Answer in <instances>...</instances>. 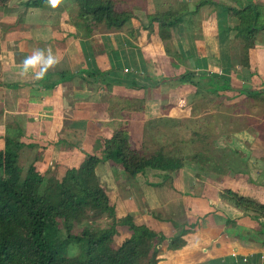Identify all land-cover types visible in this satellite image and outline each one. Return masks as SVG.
<instances>
[{"label": "crops", "instance_id": "1", "mask_svg": "<svg viewBox=\"0 0 264 264\" xmlns=\"http://www.w3.org/2000/svg\"><path fill=\"white\" fill-rule=\"evenodd\" d=\"M2 1L0 0V148L7 131H14L19 127L20 141L33 145L23 146L19 158L25 159L29 164L34 160V154L40 152L35 160L36 168L44 171L50 169L57 178L66 168L77 166L85 153L97 154L98 145H94L99 143L101 137L109 134L106 126L114 120L127 121L126 134L135 146H139L142 140L143 124L151 120L150 125H154L156 132L181 128L177 125L182 122L186 124L187 119L194 120L205 115L218 121L224 117V113L218 109H210L211 103L222 101L233 106V109L240 108L244 102L243 95L238 90L253 87L251 84L255 73H261L259 69L264 71V48L261 47L260 52L255 47L262 60L260 65L257 55L252 56L255 50L253 47L251 55L249 50L248 57L252 58L247 60L248 71L245 76L249 80L244 79L240 68L234 64L233 69L226 71L229 72L230 89L217 90L214 93L207 78H195L198 81L197 87L173 80L185 70L204 75H219L221 71L222 75L223 68L227 67L218 66L217 62L212 63L207 51H204L205 46L202 47L203 53H198V44L204 42L193 40L192 43V34L187 38L184 51L189 53L180 61V71L177 73L175 60L165 55L163 43L152 37H157L155 28L151 32L146 30L145 42L141 40L138 31H134L131 20L118 30L93 29L88 36H81L70 17L73 13L69 15L70 11L64 7V3L69 0H61L62 7L55 10H51V7L23 9L19 2L24 0ZM186 17L184 16L185 21ZM216 20H211L214 28ZM189 32L190 29L186 26L184 36ZM210 35L214 41L215 37L211 33ZM174 36L175 34L172 35ZM150 39L153 41L150 42ZM139 40L145 48L152 44V47L159 49L154 53H151L153 50L148 52L140 45L137 46ZM37 47L51 48L60 59V64L50 69L48 74H72L80 70L98 69L107 72L106 77L104 81H99L89 75L84 74L82 77L75 74L71 79L47 89L43 87L42 80L34 82L30 74L20 75V62ZM182 61L185 63L182 64ZM145 75L157 84H150ZM132 80L138 86L133 85ZM143 84L146 87H141ZM259 88L261 87L255 89ZM116 98L120 102L118 111L111 105ZM127 103L130 106L124 107ZM195 104L198 105L192 113L191 107ZM243 112L241 116L237 114V117L248 120L250 117L257 118L252 110L243 109ZM248 122L245 121L240 128L232 131H220L225 141L222 143L223 147L211 141V146L197 143L192 148L195 141L186 142L189 144L187 149H196L200 153L208 152L212 148L215 151L243 152L237 144L231 146V135L237 137L234 138L237 143L242 142V137L247 146L254 139V146L258 151L254 164L257 163L264 175V132L261 136L254 127L246 125ZM249 123L253 125V121ZM78 132L89 135L86 137V145L77 139L73 140ZM228 133L230 134L226 135ZM247 136H252L251 143ZM56 147L61 151L50 150ZM81 149H84L83 152ZM250 157L249 154L246 161L243 160L245 166L238 170L240 172L228 170L225 165L214 161L223 171L214 177L207 171V167L211 166L198 154L195 159H184L182 166L174 173L147 168L133 175L134 180H128L125 174L119 175L118 184L126 178L128 183L123 185L124 190H132L134 194L128 200L123 196L119 201L124 209L122 214L130 215L133 223L143 224L155 232H160L165 238L176 233L172 221L178 225L183 224L184 228H190L183 235L184 245L180 248L168 249L165 241L158 245V259L155 264H264V218L235 207L219 195L221 190L230 189L264 203V177H255L251 173ZM113 163L106 160L96 164L95 173L100 184L103 179L114 181L113 178L118 177L113 176V173L112 178L108 177ZM56 168L59 169L58 175L54 174ZM157 172L161 177L158 178ZM166 174L171 178H165ZM149 176L153 179H149ZM162 186L166 196L162 193L164 190L159 193ZM104 191L109 197L110 189ZM111 205L116 212L115 204ZM162 207L167 216L159 212ZM173 212L175 215L180 214L182 220H175Z\"/></svg>", "mask_w": 264, "mask_h": 264}, {"label": "trees", "instance_id": "2", "mask_svg": "<svg viewBox=\"0 0 264 264\" xmlns=\"http://www.w3.org/2000/svg\"><path fill=\"white\" fill-rule=\"evenodd\" d=\"M73 3V14L70 16L81 36H88L93 29L118 30L133 18V9L141 7L142 0H69ZM157 1L155 11L147 15L149 18L144 26L148 32L156 29L161 38L178 35L187 26L183 18L195 14L204 4H211L216 11V17L235 18L232 26L224 25V30L234 31L233 38L240 41L242 65H247L248 49L252 48L258 31L264 30V2L255 3L252 0H232L234 5L223 4L215 0H199L190 10L173 4ZM19 5L28 7L47 8L44 0H24ZM162 7V8H161ZM135 17V16H134ZM218 19V18H217ZM228 64L223 72L231 69ZM83 73V74H82ZM104 81L107 72L98 69L80 70L75 73H49L45 77L44 86L52 89L57 83L71 79L73 75ZM207 78L214 93L218 90H229V77L225 74L209 73L195 74L185 70L175 76L177 83H190L197 87L194 79ZM145 79L153 85L157 82L145 75ZM133 85H136L132 80ZM145 86L144 84L141 86ZM146 87V86H145ZM238 93L243 95V105L246 110H252L257 118L250 117L253 127L261 134L264 132V87L259 89L243 88ZM113 100L112 107L118 111L120 102ZM130 104H124L126 107ZM198 104L192 105L191 112ZM242 105V103H241ZM240 105V106H241ZM123 109V108H122ZM126 119V118H125ZM220 120L226 121L225 115ZM152 120L143 124L142 140L139 146L130 142L126 134L127 121L116 119L106 126L110 131L99 140L100 154L85 153L77 166L66 168L58 178L49 170H38L35 160L39 153L34 154V160L23 169L19 154L23 146L32 147V143L20 141V128L10 131L3 136V146L0 148V264H155L158 259V245L165 241L168 249H178L184 245L183 235L190 231L183 224L171 222L176 233L165 238L160 232H155L143 224L133 223L131 216L125 214L116 217L114 208L109 204L108 197L99 183L95 173L97 163L104 160L118 162L124 173L133 176L144 169H155L165 173H174L182 166L186 158L195 159L200 151L192 150L185 156V143L201 140V146L209 142L202 141L215 131V135L223 131V123L212 120L210 115L203 118L187 119V133L180 135L177 129L175 137L173 130H168L172 139L162 141L163 132H156ZM197 125V127H196ZM187 129V128H186ZM175 131V132H176ZM162 134V135H161ZM213 141V140H212ZM211 142V141H210ZM211 151H215L212 149ZM208 152H210L208 150ZM236 150L231 151L235 154ZM228 170L232 168L226 166ZM226 169V170H227ZM165 178H171L168 174ZM220 197L243 211L255 213L264 218V203L244 196L230 189H223ZM105 215L109 224L89 229L82 227L75 231L76 224ZM229 221V220H227ZM124 226L128 233L115 246L113 237L117 227ZM192 227V225H189ZM188 226V227H189ZM71 245L81 249L70 253Z\"/></svg>", "mask_w": 264, "mask_h": 264}, {"label": "rangeland", "instance_id": "3", "mask_svg": "<svg viewBox=\"0 0 264 264\" xmlns=\"http://www.w3.org/2000/svg\"><path fill=\"white\" fill-rule=\"evenodd\" d=\"M157 1H158V3H159V1H162L161 3L165 2V0H142L141 7L138 9H133V11H132L133 12V18L130 19L132 21L131 24L133 26L134 31L135 32L138 31L139 36H141V38H142L141 40L143 42H145V34H146V29L143 27L147 25V22L149 20L147 15L152 14L155 11L156 6H159V5H157L158 4ZM197 1H199V0H176L175 6H177L178 8H185L186 10H190L194 7V5L196 4ZM215 1L223 3V4L234 5L232 0H215ZM252 1L255 3L264 2V0H252ZM1 2H3V1L1 0ZM67 2L68 3H64V4H66V6H64V7H66L70 11V12H68V14L71 15L74 11L73 10V3L71 1H67ZM166 2L173 4V2H171V0H168ZM59 7H62V5L60 4L58 7L52 8L51 10L58 9ZM216 11L217 10L214 8L213 5L204 4L198 8V10L196 11L195 14L186 15L187 17L186 16L185 17L187 18V21H188L187 27H188V29H190V32L186 35L187 37L184 36L182 32L178 35H175L174 37L169 35L168 37L161 38L160 34H157V37L155 35L152 37L156 38V41H158V42L161 41L163 43V49L165 51L164 54L167 55L168 57L171 56L175 60L174 62L176 63L175 66H176V72L177 73H179V71H180L178 69V68H180V66H179L180 61L182 60L183 57H186L187 53H189L188 51H187V53L184 51L186 50V47H187V43H186L188 40L187 38L190 36V34H192V36H193L191 39L192 43H193V40L197 41V42L200 40H203V42H204V44L203 43L198 44V46H199L198 53L199 52L203 53L202 47L205 46L206 49L204 51H207L209 59L212 63L217 62L218 66H220V65L221 66H223V65L227 66L228 64H230L232 66L231 69H233L234 64H236L240 68V70L242 72V76H244V79H248V77H245L246 72L248 71V64L242 65L240 63V61H241L240 41L233 38L234 31H232V30L225 31L224 30V25H226V26L228 25L229 27H231L232 23L235 22L234 21L235 18L233 19L229 16H225L224 18L220 19L219 17H216ZM214 18H216V19L218 18L216 20L215 28L213 25H211V22H212L211 20H213ZM123 26H125V25H123ZM213 32H215V35H213ZM210 33L212 34V37L213 36L215 37L214 41H213L214 38L210 37L211 36ZM154 34H155V32H154ZM152 37L150 36V38H152ZM141 40L138 41L137 46L140 45L142 48L146 49L148 52L153 50V51H151V53H154L157 49H159V47H152V44H148L147 45L148 47L145 48V46L141 45L142 44ZM151 41H153V40L150 39V42ZM150 47L153 49H151ZM253 47L255 50H254V54L252 56L256 57V55H257V60L259 61L260 65H261L262 60L260 58L259 51L261 52V47L264 48V30H260L257 32L252 48L248 49V55H249V50H250V55L252 54L251 50L253 49ZM255 47L257 49H259L258 54H257V50ZM142 52H144V54H146V56H149V54L145 50H143ZM252 56L248 57V59L252 58ZM187 57H188V55H187ZM188 61H190V59ZM183 63H185V62L182 61V64ZM259 71H261V73H259V74L255 73V77L252 79L251 85L253 87H248V88L255 89L258 87H261V88L264 87V71H262V69L261 70L259 69ZM223 73L225 74V76L228 77L229 72L224 71ZM220 74H221V71H220ZM249 75H250V73H249ZM243 81L246 82L245 80H243ZM208 100H210V99H208ZM206 107L209 108V105H207ZM210 109H218L219 111H223L225 118H226V121L219 120V123L225 122L223 124V131H232V129L240 128V126L243 125V123L245 122V120L242 119V117H237V114H238V116H241L240 114L244 113L243 109L246 110L245 105H241L240 108L238 107V108L233 109V106H229L226 103L224 104L222 101L218 102L216 104L212 102ZM184 125H186V124H184ZM246 125H248V127H253V125L249 122ZM178 127H181V126H178ZM196 127H197V125H196ZM177 130L180 132V135H183V137H184V134L187 133V135H186V137H187L190 129H188V127H187V129H186V127H181L180 129H177ZM175 131L176 130L172 131L171 136L175 137V135L177 134V131L176 132ZM162 134H163L162 141L165 138L164 142H169L170 139L173 138L168 133V130H164V132ZM211 134H212V136H210L209 138L202 140V141L209 142L208 146H211L210 141L213 140V142L216 145L218 144V146L223 147V144L225 143V141L223 140V134L221 133V135H219V134L215 135V131ZM229 134L230 133H228L226 135H229ZM88 136L89 135H87V134H84V133L81 134L78 132L74 135L73 140L77 139L80 142H83L84 145H86L85 144L87 142L86 137L88 138ZM251 137L252 136H247V139L250 140L249 143H251ZM234 138L236 139L237 137H235L234 135H231V139H229L231 146H232V144L233 145L237 144V147H241L239 149H242L244 153L241 151H238V150H236V153L233 155L231 154V151L228 152L227 150H224V151H218V150L217 151H211L210 150V152H204V153L199 152L198 156H200L201 158H205L203 160H205L207 162L206 164L208 166H211V167H207L208 173L212 177H214L215 174H221L223 172V171H221L220 165L216 164L215 162H218L221 165L223 164L225 166H228V167L232 168L233 171L234 170L238 171L240 169H243L245 165L242 162H243V160L246 161L245 158H248L249 154H250L251 157H250L249 161H251V163H250V167L252 168L251 173L252 174L254 173L255 177H256V175L260 178L264 177L263 171L260 170L257 163L254 164L255 158H257V156H258V151H256L257 148L254 146V141H253L254 139L252 140L253 145L251 144L250 146H247L246 144L243 143L244 139L242 137H240L242 139L241 143L240 142L237 143L238 141L235 142ZM261 138H263V137H261ZM199 142H201L200 139H198L195 142V144H192V148H193V146H197L196 144ZM257 144H258V142H257ZM94 146L95 147L97 146V148H98V150H96L98 152H96V153L100 154L101 153V149L99 148L100 145L98 143H96ZM188 146H189V144L185 143L184 152H185L186 157L188 155H190V153H192V152H190L189 149H187ZM248 147L251 148L250 149L251 151L249 150ZM58 148L59 147H56L55 149L50 148V150L57 151V150H59ZM84 149H85V147H84ZM84 149H81V151L83 152ZM59 151H61V150H59ZM104 161H106V160H104ZM110 161H112L114 163L111 165V168L109 169L108 174L110 176H108V177L112 178V173H113V176L118 175V177H114L113 178L114 181H110L109 179H107V181H104V179H103V181L101 183L102 185L101 184L100 185L102 186L103 189H110V196L108 197L109 198V200H108L109 204H111V203L115 204L118 212L117 211L115 212V209H114V214L116 217H120V216L124 215V214H122V213H124V209H122L121 206L119 205L120 199L123 198V196H124L126 198V200H128V199H130V197L132 198L134 196V194H132L133 193L132 190H130V192H125L123 185L128 183L126 181V178L128 180L129 179L134 180V178L132 176L124 173L121 165L118 162L113 161V160H110ZM209 162H213V163L209 164ZM20 163H21L23 169L26 167V165H28L25 159H23V160L20 159ZM246 168H248V167L246 166ZM40 169H43V167L40 166ZM48 170H49V173L52 174L50 169H48ZM58 170L59 169L56 168V171L54 172V174L58 175V172H59ZM253 171H255V172H253ZM258 171H260V172L258 173ZM238 172H240V171H238ZM123 174L126 175V178L122 182L123 184L120 183V185H119L118 181L120 180V176ZM157 174H158V178L161 177V174H159L158 172H157ZM0 175H1V173H0ZM150 178L153 179L152 177L149 176V179ZM165 185H166V183H165ZM163 188L164 187L162 186L161 189H159V193L162 190H164ZM162 193H164V196H166L165 190ZM165 200H167V199L165 198ZM175 204H176V202H174V205ZM123 206L125 207L124 204H123ZM165 210H168V209H165ZM157 211H159V208L157 209ZM159 212H161L163 214V216H167L166 213L164 212L163 207ZM117 213H120V215H118ZM173 214H172V216L175 218V220L176 219H177V221L182 220L183 217H181L180 214L175 215L174 212H173ZM88 219L89 220L84 219L79 224H76L74 230L80 231V229L82 227L89 228V229H96V228L105 226L106 224L108 225L110 222L109 218L105 215H101V216H98V217L93 218V219H90V218H88ZM117 230H118L117 234H116V236L113 237V240H112L113 246H115L118 242L121 241V239L124 236H126L128 234L126 232L127 230L124 226H118ZM175 231H177V228L175 229ZM80 249L81 248L79 246L71 245L69 248V251H70V253H76L78 250L80 251Z\"/></svg>", "mask_w": 264, "mask_h": 264}, {"label": "clouds", "instance_id": "4", "mask_svg": "<svg viewBox=\"0 0 264 264\" xmlns=\"http://www.w3.org/2000/svg\"><path fill=\"white\" fill-rule=\"evenodd\" d=\"M51 8L60 5L61 0H44ZM21 63L20 75H31L34 82L44 80L50 69L60 64V59L51 48H34L30 55H26Z\"/></svg>", "mask_w": 264, "mask_h": 264}]
</instances>
